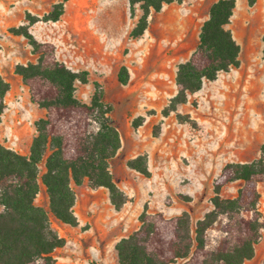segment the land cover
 Instances as JSON below:
<instances>
[{
	"label": "rangeland",
	"instance_id": "1",
	"mask_svg": "<svg viewBox=\"0 0 264 264\" xmlns=\"http://www.w3.org/2000/svg\"><path fill=\"white\" fill-rule=\"evenodd\" d=\"M0 1L17 7L19 0ZM215 1L179 0L164 5L160 12L151 13L147 30L136 39L129 33L141 10L136 6L131 17L129 0H72L64 18L34 25L36 39L53 43L60 61L73 71L89 72L87 84H76L79 100L90 103L94 81L104 86L105 102L114 108L111 118L122 139L110 169L129 199L123 208L114 209L106 189L93 191L83 184L73 186L79 196V227L72 229L50 214L51 227L69 240L76 264H118L115 244L139 228L145 205L148 213L171 217L185 211L193 222L202 219L213 209V182L222 168L260 157L264 145V0H237L228 28L241 49L239 66L204 82L175 112L166 117L161 113L177 92V67L196 49L200 28ZM26 13L0 9V75L10 85L0 144L23 155L36 135L35 121L46 114L31 102L28 87L15 73L16 65L37 59L26 39L9 33V28L22 25L19 16L25 19ZM45 13L38 7L30 14L41 17ZM122 66L129 70L127 85L118 80ZM139 117L144 121L134 128L132 123ZM143 154L148 158L149 178L127 166L128 160ZM40 168L44 172L43 164ZM241 185H226L222 196L235 197ZM259 191V209L264 214V182ZM86 199L98 200L85 207ZM35 203L48 210L42 184ZM224 222L219 216L208 232L209 246L220 239ZM67 253L55 251V260L63 261Z\"/></svg>",
	"mask_w": 264,
	"mask_h": 264
},
{
	"label": "trees",
	"instance_id": "2",
	"mask_svg": "<svg viewBox=\"0 0 264 264\" xmlns=\"http://www.w3.org/2000/svg\"><path fill=\"white\" fill-rule=\"evenodd\" d=\"M68 1L60 0L41 17L27 12L26 24L9 28L10 34L26 39L37 56L35 62L16 65L15 73L28 87L31 102L46 114L34 123L36 135L28 155L0 144V264H56L53 254L66 245V240L51 227L50 214L65 225L79 226L74 213V185L106 189L116 211L129 201L110 169L122 139L111 118L114 108L105 102L104 86L94 81L90 103L79 100L76 84H87L89 72L70 69L57 58L53 43L39 42L30 31L38 22L59 21ZM175 1L179 0H129L131 17L135 16L136 6L141 10L129 36L142 37L151 13ZM236 4L237 0L211 4L196 49L177 67V92L162 110L163 116L187 103L204 82L215 81L221 72L239 66L241 49L228 28ZM129 79L128 68L122 66L118 72L120 84L127 85ZM9 88L0 75V124ZM143 121L139 117L133 127L141 126ZM147 163V155L143 154L128 160L127 166L149 178ZM234 182L242 183L237 195L224 198L223 188ZM263 182L264 145L258 159L227 163L222 168L213 182V209L202 219L193 222L185 211L171 217L148 213L145 205L139 215V228L115 244L118 264H245L254 258L264 228V214L259 209V185ZM41 184L48 197V210L35 203ZM219 216L225 218L222 235L214 246H209L208 232Z\"/></svg>",
	"mask_w": 264,
	"mask_h": 264
},
{
	"label": "crops",
	"instance_id": "3",
	"mask_svg": "<svg viewBox=\"0 0 264 264\" xmlns=\"http://www.w3.org/2000/svg\"><path fill=\"white\" fill-rule=\"evenodd\" d=\"M59 1L60 0H19L17 2V5H18L17 7L16 6L11 7V5L3 3V2L0 1V9L1 10H5V11H7V10H13V11L15 10L16 11V8H17V10L22 11L23 13L24 12L34 13V11H36L37 8L39 7V8H41L42 10H44L47 13L52 8V6L54 4H56V3H58ZM71 1L72 0H69L66 3V5H65V13H64L65 15L67 14L66 12H67L68 3H70ZM32 15H34V14H32ZM65 15H63L61 18H64ZM19 19H20V23L21 24H26V22L24 21L25 20L24 17L22 18L21 16H19ZM34 25H32L30 27L31 33H33L32 29L34 28ZM118 72H119V70H118ZM118 72H117V76H118ZM28 154H29V152H28ZM28 154H24V155H28ZM86 187L89 188L87 185H86ZM78 197H79L78 193H76V203H75V206H74V213H75L76 216H77L76 208H77ZM97 200L98 199H96L94 202L93 201L91 202L89 199H86L83 206H85V207L86 206H90L92 203H96ZM77 219L79 221V226H80L81 225L80 224L81 223V219L79 217ZM71 228L72 229H76L77 227H71ZM261 233H262L261 241L255 247V256H254V258L251 259V260L246 261L245 264H262L263 263V261H264V228L262 229ZM60 237H63L64 239H66V245L63 248H59L57 250H59L62 253H66V252H68V253L65 254V255H62V256H64V257H62L63 261H56V264H76L75 260H77V256L76 255H72L71 254L72 252H69L70 251L69 240L65 236H60ZM53 257L55 259H57L55 254H53ZM59 259H61V257H59Z\"/></svg>",
	"mask_w": 264,
	"mask_h": 264
}]
</instances>
